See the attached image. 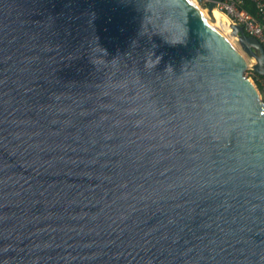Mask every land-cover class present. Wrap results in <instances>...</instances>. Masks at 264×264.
Wrapping results in <instances>:
<instances>
[{"label": "water", "instance_id": "95a60500", "mask_svg": "<svg viewBox=\"0 0 264 264\" xmlns=\"http://www.w3.org/2000/svg\"><path fill=\"white\" fill-rule=\"evenodd\" d=\"M224 1L0 0V264H264V99Z\"/></svg>", "mask_w": 264, "mask_h": 264}, {"label": "built area", "instance_id": "2783aa9c", "mask_svg": "<svg viewBox=\"0 0 264 264\" xmlns=\"http://www.w3.org/2000/svg\"><path fill=\"white\" fill-rule=\"evenodd\" d=\"M246 1L253 5L254 14L242 8ZM223 4L229 9V14L226 11L224 13L228 14L236 25L242 26L247 35L256 38L264 49V0H227ZM260 84L264 96V78L260 79Z\"/></svg>", "mask_w": 264, "mask_h": 264}, {"label": "bare ground", "instance_id": "6f19581e", "mask_svg": "<svg viewBox=\"0 0 264 264\" xmlns=\"http://www.w3.org/2000/svg\"><path fill=\"white\" fill-rule=\"evenodd\" d=\"M193 1L197 3V0H193ZM218 7L219 6L213 7V9H212V11L210 13H208V11L205 10V13H208L207 16L210 19V21L212 22V24L214 25V27L218 31H220L228 39V41L238 50L239 54H241L240 50L238 49V47L234 43V38L233 37L235 35H234V30H233V24L231 23L230 18H228L225 14H223V13H221L219 11ZM232 35H233V37H232ZM238 42H239V40H238ZM245 62H246V60H245ZM246 65H247V68H248V62H246Z\"/></svg>", "mask_w": 264, "mask_h": 264}, {"label": "rangeland", "instance_id": "374dc122", "mask_svg": "<svg viewBox=\"0 0 264 264\" xmlns=\"http://www.w3.org/2000/svg\"><path fill=\"white\" fill-rule=\"evenodd\" d=\"M197 2H198L203 8H208L209 3H210V0H197ZM222 4H223V3H222ZM222 4L219 5V7H218L219 11H220L221 13H223V14H225L224 11H226V13H228L229 9L226 8V5H224V4L222 5ZM222 8H223V10H222ZM228 14H229V13H228ZM228 14H225V15H226L228 18H230V17L228 16ZM230 19H231V18H230ZM232 37H233V35H232ZM233 38H234V43H235V45H236V46L238 47V49L240 50V52H241L242 56L245 58L246 62H248V70L246 71L247 76L250 77L251 79H253L255 83H256V81L260 82V79L257 78L256 73L250 68V67H252L253 65H255V63H256L255 60H254L253 58H249V57L243 52V50H242V48H241V46H240V44H239V42H238V38L235 37V36H234ZM260 92H261L262 98H264L262 90H260Z\"/></svg>", "mask_w": 264, "mask_h": 264}, {"label": "trees", "instance_id": "16d2710c", "mask_svg": "<svg viewBox=\"0 0 264 264\" xmlns=\"http://www.w3.org/2000/svg\"><path fill=\"white\" fill-rule=\"evenodd\" d=\"M225 1H227V0H225ZM224 1V2H225ZM242 8L244 9V10H246V11H248L249 13H251V14H254V8H253V5L249 2V1H246L245 3H244V5L242 6ZM256 76H257V78H259V79H263L264 78V76H259V75H257L256 74ZM256 84H257V86H258V88L261 90V84H260V82H258V81H256Z\"/></svg>", "mask_w": 264, "mask_h": 264}]
</instances>
